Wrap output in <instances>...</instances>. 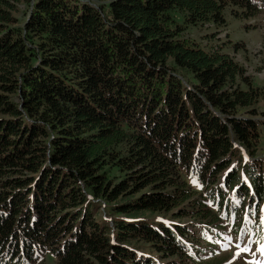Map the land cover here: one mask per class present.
Returning a JSON list of instances; mask_svg holds the SVG:
<instances>
[{
	"label": "trees",
	"instance_id": "obj_1",
	"mask_svg": "<svg viewBox=\"0 0 264 264\" xmlns=\"http://www.w3.org/2000/svg\"><path fill=\"white\" fill-rule=\"evenodd\" d=\"M226 7L259 9L0 0V264H192L204 230L176 220L220 212L247 230L264 173L240 167L249 190L227 169L235 145L253 155L258 125L237 114L264 95L229 55L183 37L223 27Z\"/></svg>",
	"mask_w": 264,
	"mask_h": 264
},
{
	"label": "rangeland",
	"instance_id": "obj_2",
	"mask_svg": "<svg viewBox=\"0 0 264 264\" xmlns=\"http://www.w3.org/2000/svg\"><path fill=\"white\" fill-rule=\"evenodd\" d=\"M250 1L251 4H255L259 8L255 16L247 17L248 12H243L236 7H226L223 27L216 28L209 24L188 27L184 31L183 37L206 50L216 47L221 53L229 55L234 62L242 67L245 76L253 85L259 87L264 95V0ZM18 8L19 11L23 9L22 6ZM250 112H254V114ZM237 115L250 118L257 123L258 143L252 156L239 145H235L237 152L227 171L235 168L241 181L249 185L247 176L240 168L243 164L245 167L252 165L255 171L264 173V96L259 98L253 107L246 111H240ZM223 174L219 176L218 182L222 179ZM227 199L229 204L233 201V196L229 194ZM253 202V208L256 209L255 214L253 216L246 215L243 220H246L250 225L253 223L255 227L258 223L264 224V200L259 202L253 199ZM218 213L220 214V212ZM219 214L215 216L216 221L213 223L196 222L189 217L176 220L187 227H194L197 234L204 230L205 238L200 239V247L205 249L204 254L200 261H194L192 264H264V237L258 241L250 238V234H237L230 228L228 221ZM161 220L160 218L159 221ZM151 221H157V218L151 217ZM207 226L214 230L206 228ZM33 264H53L50 253H47L44 259L37 258Z\"/></svg>",
	"mask_w": 264,
	"mask_h": 264
}]
</instances>
